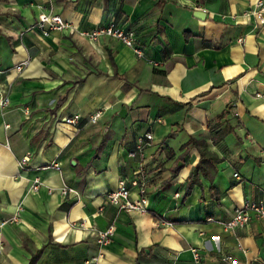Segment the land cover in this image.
<instances>
[{"label":"crops","instance_id":"crops-1","mask_svg":"<svg viewBox=\"0 0 264 264\" xmlns=\"http://www.w3.org/2000/svg\"><path fill=\"white\" fill-rule=\"evenodd\" d=\"M255 1L0 0V96L8 98L0 222L12 218L0 225V264H26L37 250L34 264H193L191 250L198 264H222L227 253L235 264H264L263 219L233 234L220 224L243 199H264V23L253 25ZM41 13L58 15L70 31L42 35L34 26ZM111 18L133 31L142 56L84 35ZM224 107L228 133L206 139L217 161L183 196L197 161L184 143L204 138ZM70 114L80 116L75 125L61 121ZM144 132L151 139L138 180L148 211L117 210L105 194L134 176L130 152ZM34 176L41 182L32 191ZM63 185L76 194L61 197ZM150 211L171 224L154 225ZM110 224L111 237L97 245L95 231Z\"/></svg>","mask_w":264,"mask_h":264},{"label":"built area","instance_id":"built-area-1","mask_svg":"<svg viewBox=\"0 0 264 264\" xmlns=\"http://www.w3.org/2000/svg\"><path fill=\"white\" fill-rule=\"evenodd\" d=\"M51 0H47L50 2ZM250 15L252 16L254 23L253 25H262L264 23V1L256 0L254 2V7L250 11ZM34 26L38 28L42 35L48 34L49 31H70L69 25L63 22L60 17L56 14L50 13H41L37 15L36 20L34 22ZM28 28H26L27 30ZM84 35L90 40H96L100 37H109L117 40L123 46L128 47L132 50V52L137 56H142V52L137 45V42L134 37V33L130 29H126L117 23H115L114 19H109L106 23L96 25L94 28L85 32ZM241 38H237L236 41L240 42ZM148 62L155 66L156 62L153 60H148ZM23 62H20L14 65V70L19 71ZM8 105L7 96H0V114ZM101 109L94 110L85 118V122L94 123L99 115L101 114ZM78 114H70L61 118V121L65 124L75 125L79 119ZM158 122L159 120L156 119ZM151 139L150 132H144L140 136L135 139L133 151L130 152L131 157H135L137 159V166L135 167L134 176L130 179H125L120 177L114 189L106 192L105 201L112 206H114L117 210L124 211H137L139 213L147 212V198L144 192L143 182L138 180V176L140 174V161L143 158V150L147 144V142ZM27 161V156H22L18 165L22 169ZM232 176H236L235 173H232ZM40 179L37 176H34L30 179L29 189L32 191L37 190L40 186ZM131 187L135 194L133 197L130 196ZM59 195L64 197L68 193L76 194V192L69 187L68 185H63L58 190ZM174 197L178 196V193H173ZM153 217V223L156 226H167L170 225L171 222L169 220H165L161 215L156 212H149ZM251 218L255 219H263L264 220V199L258 200H250L243 199L241 203L232 208L230 216L220 222L223 230L228 232L229 234H233V232L237 229H241ZM207 220L211 221L212 218L208 217ZM6 221H12V218L8 220H3L0 222V225L5 223ZM113 227L112 225H108L103 229L96 230L94 235V240L97 245H102L109 240L112 235ZM191 260L193 264H198V255L194 250H191ZM92 258L90 261L94 260ZM222 264H235V260L231 254H222L219 258Z\"/></svg>","mask_w":264,"mask_h":264},{"label":"trees","instance_id":"trees-1","mask_svg":"<svg viewBox=\"0 0 264 264\" xmlns=\"http://www.w3.org/2000/svg\"><path fill=\"white\" fill-rule=\"evenodd\" d=\"M183 34L188 32L182 31ZM184 35V36H185ZM162 54H166V50L163 47ZM227 108L224 107L220 112L216 114L212 122L207 121L205 126L204 138H192L188 137L184 143V146L193 147L197 153V161L187 174L185 179V187L183 189V196H186L190 188L193 185H198V177L205 178L207 171L206 167H213L214 163L217 161V157L214 152L207 149L208 139L211 144L217 143L223 134L228 133L230 127L227 126L224 116L226 114ZM221 126V127H220ZM40 250L35 251L30 254L29 259L26 264H34L35 259L37 258Z\"/></svg>","mask_w":264,"mask_h":264},{"label":"water","instance_id":"water-1","mask_svg":"<svg viewBox=\"0 0 264 264\" xmlns=\"http://www.w3.org/2000/svg\"><path fill=\"white\" fill-rule=\"evenodd\" d=\"M192 15L197 19L203 18V12L199 10L192 11ZM124 113V106H120L119 109L116 111L117 116L122 117Z\"/></svg>","mask_w":264,"mask_h":264}]
</instances>
